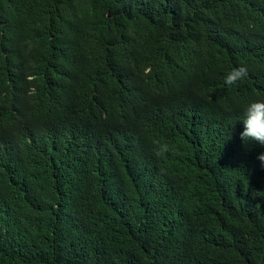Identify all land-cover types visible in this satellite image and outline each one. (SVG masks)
<instances>
[{"label":"trees","instance_id":"1","mask_svg":"<svg viewBox=\"0 0 264 264\" xmlns=\"http://www.w3.org/2000/svg\"><path fill=\"white\" fill-rule=\"evenodd\" d=\"M255 101L264 0H0V264H264Z\"/></svg>","mask_w":264,"mask_h":264},{"label":"clouds","instance_id":"2","mask_svg":"<svg viewBox=\"0 0 264 264\" xmlns=\"http://www.w3.org/2000/svg\"><path fill=\"white\" fill-rule=\"evenodd\" d=\"M248 70L245 66L233 68L224 77L225 85L231 87L242 81L247 76ZM244 130L241 132V139L245 142L254 141L264 146V101H255L250 103L245 111L242 120ZM169 151V146L160 144L156 155L160 156ZM257 159L264 165V153L259 154Z\"/></svg>","mask_w":264,"mask_h":264}]
</instances>
